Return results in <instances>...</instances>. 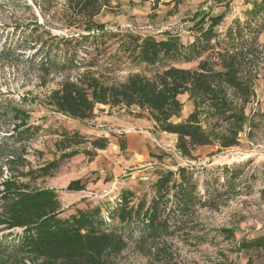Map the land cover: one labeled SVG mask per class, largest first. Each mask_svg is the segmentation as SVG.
<instances>
[{
	"label": "rangeland",
	"instance_id": "obj_1",
	"mask_svg": "<svg viewBox=\"0 0 264 264\" xmlns=\"http://www.w3.org/2000/svg\"><path fill=\"white\" fill-rule=\"evenodd\" d=\"M252 1L157 0L156 4L136 6L128 0H113L95 17L104 25V33H98L96 40L83 41L78 32L84 31L70 25L73 12L68 0H0V239L10 232L8 240H12L23 229L7 226L22 211L1 208L2 182L11 178L16 184H28L31 190L53 189L62 218L99 207L98 218L110 216L109 229L121 232L127 240V247L116 258L118 264H147V256L134 245L139 235L136 220L119 218L124 205L121 199L127 198V207H135L142 198L149 201L158 176L165 170L176 171L179 166L189 170L200 195L205 180H222L221 167L225 164L247 163L242 174L248 180L241 184L239 195L223 199L218 208L194 204L188 225L195 229L188 231L186 239L181 235L168 240L179 252L182 264L226 260L246 264L248 258L252 264H264V246L239 253L227 250L241 239L264 236V200L259 192L264 186V28L258 36L260 57L254 69L257 125L250 137L246 136L247 128L240 134L237 146L222 151H216L215 146H201L195 149L193 158H187L176 150L175 135L153 131L151 121L138 116L135 107L110 108L103 104L97 111L107 114L109 121H98L96 116L81 121L56 111L50 102L64 81H77L87 69L96 70L94 74L106 82L119 84L131 74L151 77L169 65L195 67L200 57L190 61L168 59L154 65L137 63L129 53L132 43L126 34L159 40L167 38L169 32L187 46L199 36L191 19L194 12L222 14L214 30L223 32L233 19H245ZM71 36L77 41H67ZM64 56L73 62L64 69L41 63L46 58L58 62ZM179 99L183 106L175 121L184 119L192 109L187 94ZM73 131L88 138L106 136L109 143L92 159L82 152L84 147L90 148L88 143L79 145V153L60 157L63 151L58 141L65 132ZM113 136L122 137L116 141ZM175 177L178 179L177 174ZM76 179L84 188L67 189ZM222 227L235 228L234 235L224 239L218 232ZM208 230L203 243L198 244L195 236ZM11 251L0 250V264H33L40 260Z\"/></svg>",
	"mask_w": 264,
	"mask_h": 264
},
{
	"label": "trees",
	"instance_id": "obj_2",
	"mask_svg": "<svg viewBox=\"0 0 264 264\" xmlns=\"http://www.w3.org/2000/svg\"><path fill=\"white\" fill-rule=\"evenodd\" d=\"M112 1L68 0L73 12L70 25L84 31L78 32L81 40H96L100 36L98 33H104V25L95 17ZM128 1L141 4L150 0ZM156 1L153 0L154 4ZM222 17V14L209 16L202 11L194 12L191 19L199 36L187 46L180 44L169 32L167 38L159 40L149 35L126 34L132 43L129 53L137 63L154 65L168 59L190 61L193 57H200L195 67L169 65L151 77L131 74L119 84L106 82L94 74L96 70L87 69L77 81H64L52 94L51 104L56 111L81 121L96 116L97 104L110 108L135 107L138 116L152 121L153 131L174 134L176 150L187 158H193V152L201 146H215L216 151H222L239 145L240 134L247 128L246 136L250 137L251 129L257 125L253 107L257 103L254 69L260 57L258 36L264 28V0H253L244 20L235 18L223 32H216L214 27ZM67 41L77 39L71 36ZM202 53H205L203 57ZM41 63L64 69L73 62L64 56L58 62L46 58ZM182 94H187L192 109L184 119L175 121L174 118L181 116L183 103L179 96ZM83 143H88L90 148L86 146L82 152L92 159L98 149L107 146L109 139L102 135L88 138L78 131L65 132L58 141L63 151L60 157L79 153L78 147ZM245 164H225L221 167L222 180H205L200 195L189 170L179 166L176 171L165 170L158 176L149 201L142 198L135 207H127V198L121 199L124 205L119 210V218L121 221L136 220L139 235L134 245L147 256V264H182L179 252L168 239L181 235L186 239L188 231L195 229L188 225L194 204L218 208L220 201H225L223 199L239 195L241 184L248 180L243 179L242 174ZM2 183L1 208L23 212L12 218L7 226H21L23 229L12 240H8L10 232L4 234L0 239L1 251L13 249L11 252L17 250L34 260L40 259L33 264H118L116 258L127 247V240L121 232L109 229L112 226L110 216L103 220L98 218L99 207L91 211L78 210L76 214L62 218L53 189L31 190L28 184H16L11 178ZM83 188L80 179L67 186L71 190ZM259 192L264 200V186ZM234 231L233 227L218 229L224 239L232 237ZM209 233L208 230L195 236L196 242L203 243ZM263 246L264 236H257L241 239L227 250L239 253ZM214 264L232 262L226 260ZM246 264H252V260L248 258Z\"/></svg>",
	"mask_w": 264,
	"mask_h": 264
},
{
	"label": "crops",
	"instance_id": "obj_3",
	"mask_svg": "<svg viewBox=\"0 0 264 264\" xmlns=\"http://www.w3.org/2000/svg\"><path fill=\"white\" fill-rule=\"evenodd\" d=\"M148 4V5H152L154 2H153V0H150V1H146V2H144V3H141V4H136V6H139V5H142V4ZM183 95V94H182ZM101 106H103V104H97L96 105V107H95V110H94V112L96 113V119L98 120V121H109V119H110V117L107 115V114H104V115H102V113H99L98 111V109H99V107H101ZM98 110V111H97ZM151 123H152V121H151ZM171 134V133H170ZM96 135H99V134H96ZM174 135V134H173ZM120 137H122V136H113V138L116 140V141H118V138H120Z\"/></svg>",
	"mask_w": 264,
	"mask_h": 264
}]
</instances>
